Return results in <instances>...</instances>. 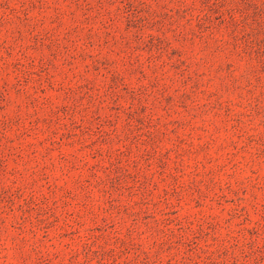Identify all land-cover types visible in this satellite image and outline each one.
Returning <instances> with one entry per match:
<instances>
[{
	"label": "rangeland",
	"instance_id": "obj_1",
	"mask_svg": "<svg viewBox=\"0 0 264 264\" xmlns=\"http://www.w3.org/2000/svg\"><path fill=\"white\" fill-rule=\"evenodd\" d=\"M0 264H264V0H0Z\"/></svg>",
	"mask_w": 264,
	"mask_h": 264
}]
</instances>
